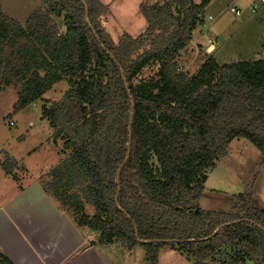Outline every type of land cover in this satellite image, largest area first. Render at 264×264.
<instances>
[{"label":"trees","instance_id":"obj_1","mask_svg":"<svg viewBox=\"0 0 264 264\" xmlns=\"http://www.w3.org/2000/svg\"><path fill=\"white\" fill-rule=\"evenodd\" d=\"M197 1L141 4L146 30L118 42L99 0H43L48 15L63 17L61 33L47 31L43 11L23 27L0 8V83L21 84L20 111L70 82L42 108L69 153L41 185L78 226L105 243L141 247L148 264L162 248L192 264H264V208L252 194L233 196L239 211L200 207L208 173L234 139L255 146L264 165V59L207 56L191 78L180 71L176 58L210 3ZM151 63L156 75L135 83ZM0 264L13 263L0 254Z\"/></svg>","mask_w":264,"mask_h":264},{"label":"rangeland","instance_id":"obj_2","mask_svg":"<svg viewBox=\"0 0 264 264\" xmlns=\"http://www.w3.org/2000/svg\"><path fill=\"white\" fill-rule=\"evenodd\" d=\"M99 1L107 6V10L101 19L102 23L112 39L118 42L125 33L137 37L146 30L147 22L142 13L141 4L162 0ZM214 1L211 6L202 12L201 23L196 27V33L194 34L195 44L189 47L188 52L185 54L183 52L181 56L176 58L180 71H183L189 78L197 73L207 56H212L206 55L204 49H201L198 44V42L204 41V38L209 37L206 31L207 26L210 25V28L216 31L212 36L221 38L220 45H217L220 51L217 53L216 59L219 62H226L223 64L234 60H243L242 58L246 59L248 54L255 51L253 45L248 48V41L253 43L257 38L254 34L264 30L256 26L259 23L256 17L263 10L261 6L255 13L251 14L252 12L249 9L240 17L229 11L230 6H233H227L230 0ZM256 1L235 0V6L242 9L252 3L259 6V2ZM0 8L6 16L23 27L29 24L31 15L43 11L40 17H44L47 31L49 33H52L55 29L59 33L63 31V17L48 15L43 0H0ZM247 8L249 7L245 9L247 10ZM44 15H48V18ZM209 16L213 17L214 21L211 22ZM33 22L34 20L30 21L32 24ZM34 24L38 27L36 23ZM201 30L205 31L204 35H201ZM221 30L222 33L217 35ZM222 38L225 41L224 43ZM209 40L212 39L207 41L209 42ZM22 43L24 41H19L16 46H20ZM4 53H8L7 47H5ZM157 70V64L147 65L136 76L134 82L138 83L141 80L154 77ZM70 88V82L67 79L62 80L46 92L43 100L32 103L20 111H15L21 84L14 83V80L9 84H6V82L0 83L1 197L6 196L8 187L4 168L8 170L10 174L8 179L11 181L16 179L17 182L19 178H22L24 181L22 183L25 184V181H27L25 177H35L40 182L46 183L50 171L68 155L69 151L63 149V141L54 136L55 129H52L47 119L42 118V108L50 106L48 101H57ZM261 162V152L248 140L243 138L234 139L228 145L226 156L217 161L216 168L208 173L200 207L208 211L230 212L235 205L236 211H239L238 207L241 200L237 201L236 199L233 201V196L252 194L253 200L261 208H264V165L261 166ZM87 208L90 212L93 211L91 207ZM219 260L222 261V258L220 257Z\"/></svg>","mask_w":264,"mask_h":264},{"label":"crops","instance_id":"obj_3","mask_svg":"<svg viewBox=\"0 0 264 264\" xmlns=\"http://www.w3.org/2000/svg\"><path fill=\"white\" fill-rule=\"evenodd\" d=\"M213 2L215 1L211 0L205 9ZM256 2H259L257 10L260 6L263 8L256 17L259 20L256 26L264 29V5L260 0ZM228 5L235 6V0H230ZM246 7L249 8L246 10ZM249 9L250 6H244L241 16ZM209 20L212 22L214 18L209 16ZM195 30L192 32L190 46L195 44ZM203 31L201 30V35L205 34ZM206 31L209 37H203L204 41L198 44L206 55H212L217 61L216 55L220 51L217 45H220L221 38L212 36L216 31L210 25ZM254 36L257 38L253 43L248 41V48L253 45L255 51L248 54L246 59L230 63L264 59V30ZM208 39H212L213 43L208 42ZM222 42H225L223 38ZM9 175L5 171L8 187L6 196H0V254L7 256L13 264H148L145 261V251L141 247L128 250L117 241L105 243L89 228L78 226L70 212L45 192L40 180L25 177L27 181L24 184L22 178L17 182L16 179L9 180ZM157 264L192 263L177 251L162 248Z\"/></svg>","mask_w":264,"mask_h":264},{"label":"built area","instance_id":"obj_4","mask_svg":"<svg viewBox=\"0 0 264 264\" xmlns=\"http://www.w3.org/2000/svg\"><path fill=\"white\" fill-rule=\"evenodd\" d=\"M260 2H262V4L264 5V0H260ZM257 8H258V5L256 3H252L250 5V11L251 12H255L257 10ZM229 11L235 16H239L242 13V9L239 7H236V6L230 7ZM209 42L213 43V40H209Z\"/></svg>","mask_w":264,"mask_h":264},{"label":"water","instance_id":"obj_5","mask_svg":"<svg viewBox=\"0 0 264 264\" xmlns=\"http://www.w3.org/2000/svg\"><path fill=\"white\" fill-rule=\"evenodd\" d=\"M66 30V26H63V31H65ZM190 46H188L187 48H189ZM187 48L186 49H183L182 51H181V53H183V52H185L186 50H187Z\"/></svg>","mask_w":264,"mask_h":264}]
</instances>
